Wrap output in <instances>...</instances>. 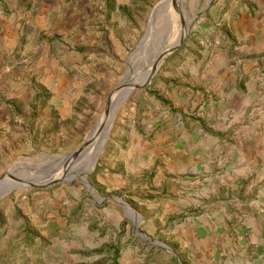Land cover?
Returning a JSON list of instances; mask_svg holds the SVG:
<instances>
[{
  "label": "rangeland",
  "instance_id": "374dc122",
  "mask_svg": "<svg viewBox=\"0 0 264 264\" xmlns=\"http://www.w3.org/2000/svg\"><path fill=\"white\" fill-rule=\"evenodd\" d=\"M57 1L51 35H39L27 51L24 37L7 48L8 65L0 75V173L18 160L26 166L11 173L35 182L48 179L60 167L61 153L80 145L100 119L109 127L92 167L80 173L86 182L74 176L45 187L0 190V264H120L121 225L117 230L100 212L110 206L134 213L141 231L138 212L126 194L98 189L95 178L104 172L103 162L113 155L115 144L126 142L130 129L139 132L143 127L142 113L149 101L158 99L160 94L152 89L170 58L183 48H198L199 40L205 43L193 32L206 9L197 0H175L177 8L163 0L148 23L159 0ZM245 8L250 15L257 9L253 3ZM226 9L222 6L220 13ZM183 30L182 43L157 62L148 83L130 90L119 104L118 92L124 88L116 89L110 96V109H116L104 116L106 96L116 83L138 82L156 55L176 43ZM46 50L57 52L58 89L56 83L52 87L39 83L47 73L41 67ZM263 77L256 83L264 85ZM234 114L228 112L226 119ZM233 124L235 132L230 135L236 150L230 182L221 191L231 208L224 221L227 226L218 232L230 243L224 247L225 255L203 264H264V97H250ZM135 224L133 240L164 249V239L141 236Z\"/></svg>",
  "mask_w": 264,
  "mask_h": 264
},
{
  "label": "crops",
  "instance_id": "0c3cea01",
  "mask_svg": "<svg viewBox=\"0 0 264 264\" xmlns=\"http://www.w3.org/2000/svg\"><path fill=\"white\" fill-rule=\"evenodd\" d=\"M197 1L206 11L193 33L205 43L199 40L198 48H183L170 58L152 89L158 99L149 101L142 113L143 127L130 129L126 142L115 144L113 155L103 162L104 172L95 178L98 189L126 194L143 234L166 242L164 249L142 246L133 240V214L108 206L100 214L117 230L121 225L120 264H143L144 259L145 264H203L225 255L230 243L218 234L227 226L231 208L221 191L230 182L236 150L233 122L250 97H264V85L256 83L264 76V0ZM57 2L0 0V75L11 43L24 37L27 51L36 37L51 35ZM249 3L257 7L252 15L245 8ZM222 6L227 9L220 13ZM230 12L235 13L228 20ZM54 53L44 52L41 67L48 74L39 83H56L58 89ZM230 111L237 114L227 120Z\"/></svg>",
  "mask_w": 264,
  "mask_h": 264
},
{
  "label": "water",
  "instance_id": "95a60500",
  "mask_svg": "<svg viewBox=\"0 0 264 264\" xmlns=\"http://www.w3.org/2000/svg\"><path fill=\"white\" fill-rule=\"evenodd\" d=\"M163 0H159L152 8H151V11H150V17L148 19V23H149V20L150 18L152 17L153 13L156 11V8L162 3ZM171 1V5L176 8V4H175V0H170ZM183 24V21H181V25ZM184 31H182L179 35H178V38H177V41L176 43L172 44V45H169L165 48H163L155 57V59L152 61L150 67H149V70H148V74L144 77V79H140L138 82H130L129 80L126 81V82H122L121 80H119L116 85L114 86V88L107 94L106 96V99H105V105H104V108H103V112L102 114L104 116L108 115V110L110 108V96L111 94L116 90V89H120V88H125V89H129V90H132L133 88H142L144 87L149 79L152 77V75L154 74L155 72V69H156V64L157 62L164 56H166L168 53H170L171 51H173L177 46H179L183 39H184ZM141 42H139L137 45H139ZM128 70V69H127ZM126 71H124L123 74H125ZM94 128V127H93ZM102 129V124L99 125L96 130L94 131L95 134L99 133ZM92 131L93 129L91 130V132L88 134L87 138L80 144L78 145L77 147H75L74 149L70 150L68 153H61L62 155V160H61V166L63 168V173H62V176L58 177V178H53V179H48V180H45L43 182H39V183H36V182H31L30 180H28L27 178H22L20 176H17L9 171H4L2 173H0V187H3L4 186V182L6 181H9L10 183H12V188L14 187H17V186H28V187H45V186H48L54 182H57V181H60V180H70L71 178H73L74 176H69V172H70V165H71V162L72 160L78 155V153L81 151V149L86 146L90 141H91V137H92ZM81 175V174H80ZM80 181L82 182H86L85 179L83 177H79ZM11 188V189H12ZM116 202H118L119 204H124L126 206H128L125 202L121 201V200H118V199H115ZM134 214V213H133ZM133 216V215H132ZM136 216L134 218V222L136 220ZM135 224V223H134ZM135 230L138 231V233L141 235V236H144V234L139 231L137 229V226L135 224ZM149 242V241H148ZM151 243V242H149Z\"/></svg>",
  "mask_w": 264,
  "mask_h": 264
},
{
  "label": "bare ground",
  "instance_id": "6f19581e",
  "mask_svg": "<svg viewBox=\"0 0 264 264\" xmlns=\"http://www.w3.org/2000/svg\"><path fill=\"white\" fill-rule=\"evenodd\" d=\"M176 8H177V6H176ZM148 70H149V68L144 69V71L141 73L142 76H140L141 77L140 79H144V77L148 74ZM131 82L133 83L134 81H131ZM129 91H130L129 89L124 88L120 92H118L119 95H118V98H117L118 100L116 103L119 104V102H121L124 99V97L126 96V94ZM117 104H116V107H117ZM114 109H116V108H114ZM114 109L109 108L108 113L111 111V114H113ZM104 122L105 121H102V119H100L97 122L94 130L92 131L91 141L86 146H84L81 149V151L78 153V155L72 160L71 165L69 167V169H70L69 176L73 175V176L82 177L80 175V173L85 172L92 167V165H93V163H94L98 153L100 152V149H101V147H102V145L106 139V133H107V129H108L107 127H109V122H107L106 124ZM101 124H102V127L104 126L103 128H106V129L102 128L99 133L95 134L94 131ZM23 166H26V165L24 163L18 162V160H17L12 165V167L9 169V172H12L14 170V168H16V167L18 168V167H23ZM55 173L56 174L50 175L51 177H49L48 179L58 178V177L62 176L63 168L61 165ZM22 178H24V177H22ZM27 179L30 180L31 182L36 181V180L33 181L29 178H27ZM48 179H44V180H40V181L37 180L36 183L43 182V181L48 180ZM3 184H4V186L0 187V190L2 192L8 191L9 189L12 188V185H13L9 181L4 182Z\"/></svg>",
  "mask_w": 264,
  "mask_h": 264
}]
</instances>
